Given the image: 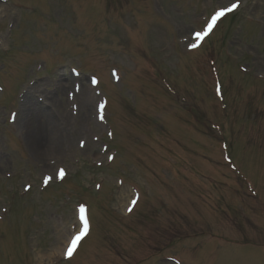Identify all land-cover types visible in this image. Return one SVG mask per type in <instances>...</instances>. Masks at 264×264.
Listing matches in <instances>:
<instances>
[{
	"label": "rangeland",
	"instance_id": "rangeland-1",
	"mask_svg": "<svg viewBox=\"0 0 264 264\" xmlns=\"http://www.w3.org/2000/svg\"><path fill=\"white\" fill-rule=\"evenodd\" d=\"M232 2L0 0V264L60 259L81 201L92 233L76 264H174L173 255L180 264H264V0H239L184 53ZM210 59L225 109L210 90ZM236 178L259 190L257 205L241 196L248 209L237 201L236 216L212 204L216 223L200 224L211 201L201 195L190 207L184 189L236 199L245 189ZM128 188L142 197L123 218ZM157 208L149 237L172 241L150 251L127 221Z\"/></svg>",
	"mask_w": 264,
	"mask_h": 264
},
{
	"label": "snow or ice",
	"instance_id": "snow-or-ice-1",
	"mask_svg": "<svg viewBox=\"0 0 264 264\" xmlns=\"http://www.w3.org/2000/svg\"><path fill=\"white\" fill-rule=\"evenodd\" d=\"M239 4V0H235V2L230 3L228 6L220 7L217 10L214 11V13L211 15V18L205 22V26L202 31H195L192 34V40L193 42L190 44V47L196 48L199 43L213 30L214 26L216 25L217 21L223 17L225 14L230 13L234 11ZM95 83V81H93ZM103 108V105L100 106ZM59 175L62 177L64 175L63 169L59 170ZM51 179V177H48L45 179V183L48 182V180ZM132 204L136 203V200L131 201ZM131 210V209H129ZM80 220H81V227L80 229L74 234L70 240L68 241L65 254L68 258H71L74 251L76 250L79 242L81 239L88 233L89 231V221L88 218L85 215V207L83 205L80 206Z\"/></svg>",
	"mask_w": 264,
	"mask_h": 264
},
{
	"label": "bare ground",
	"instance_id": "bare-ground-1",
	"mask_svg": "<svg viewBox=\"0 0 264 264\" xmlns=\"http://www.w3.org/2000/svg\"><path fill=\"white\" fill-rule=\"evenodd\" d=\"M213 32V31H212ZM211 32V33H212ZM61 77L62 78H66V79H69L70 77L68 76V75H66L65 73H64V76L63 75H61ZM36 89V86L34 85V86H32V87H29V89H27V96H28V98L33 94V95H35L34 93H35V90ZM90 89V88H89ZM87 92H89V91H87ZM115 99L113 100V105H112V110H114L113 108H115V105H116V103H115ZM84 102H86V103H88V100L86 99V98H84ZM109 105V104H108ZM33 109H35V107L33 108ZM22 112V111H21ZM25 112V113H24ZM23 113H24V115H27L28 114V110H26V111H24ZM35 111H32L31 113L33 114ZM22 113V114H23ZM30 122V121H29ZM31 124V123H30ZM31 132H32V130H30ZM31 139L33 140V142L35 141V137L34 136H31ZM36 146H37V144H36ZM91 231L88 233V235L84 238V239H82V244H83V242H85V240L91 235ZM68 235H69V232H68ZM68 235H66L65 234V236H64V240L63 241H65V239L67 240V238H68ZM81 242H80V244H81ZM63 243V242H62ZM62 247L63 246H61V249H62ZM81 246L79 245V247H78V249L80 248ZM78 249H77V251H78Z\"/></svg>",
	"mask_w": 264,
	"mask_h": 264
}]
</instances>
